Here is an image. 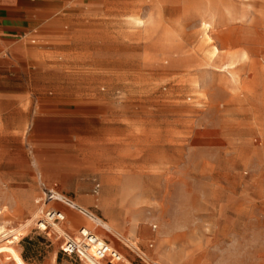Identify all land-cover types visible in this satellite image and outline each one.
Masks as SVG:
<instances>
[{
	"label": "rangeland",
	"instance_id": "374dc122",
	"mask_svg": "<svg viewBox=\"0 0 264 264\" xmlns=\"http://www.w3.org/2000/svg\"><path fill=\"white\" fill-rule=\"evenodd\" d=\"M59 1L0 50V264H85L62 225L137 264H264V0ZM42 182L87 214L54 199L44 233Z\"/></svg>",
	"mask_w": 264,
	"mask_h": 264
},
{
	"label": "built area",
	"instance_id": "2783aa9c",
	"mask_svg": "<svg viewBox=\"0 0 264 264\" xmlns=\"http://www.w3.org/2000/svg\"><path fill=\"white\" fill-rule=\"evenodd\" d=\"M41 186L43 194L38 198V202H41L42 205L56 199L87 214V211L81 205L73 203L72 200L59 193L55 188L46 186L44 182L41 183ZM98 186L99 183H96L95 189ZM43 214L44 216L38 220L37 226L49 235L51 231L46 230L47 227H41L39 225L41 221L48 226L49 224L55 223V220H64V213L56 208H48L45 209ZM60 229H54L58 237L62 236L59 245L60 251L66 255L76 257L85 264H137L133 260L124 261L123 253L116 246L84 226H79L75 234H64V231ZM148 245L152 246V243ZM131 251L137 257L143 259L138 251L135 249ZM153 264L160 263L154 261Z\"/></svg>",
	"mask_w": 264,
	"mask_h": 264
},
{
	"label": "crops",
	"instance_id": "0c3cea01",
	"mask_svg": "<svg viewBox=\"0 0 264 264\" xmlns=\"http://www.w3.org/2000/svg\"><path fill=\"white\" fill-rule=\"evenodd\" d=\"M61 4L59 0H0V50L8 49L5 51L8 59L13 57V53H23L26 50L22 47V44L25 45L22 43L23 39L41 28L49 17L54 16L53 14L59 10ZM39 197L40 195L34 199V202L38 203L43 210L48 208L59 209L64 213V220L66 215H69L59 207L42 205L38 202ZM78 227L79 225L74 227L76 231ZM60 228L64 231L66 227L62 225ZM8 244L14 255L9 254L5 256V259H11L14 263L17 260L23 262L22 256L12 245V242Z\"/></svg>",
	"mask_w": 264,
	"mask_h": 264
},
{
	"label": "bare ground",
	"instance_id": "6f19581e",
	"mask_svg": "<svg viewBox=\"0 0 264 264\" xmlns=\"http://www.w3.org/2000/svg\"><path fill=\"white\" fill-rule=\"evenodd\" d=\"M36 216V215H35ZM34 216V217H35ZM31 220H29V221H27V223L25 224V225H28V223L30 222ZM53 224H55V223H53ZM52 224V225H53ZM41 227H47V225L43 222V221H41V223L39 224ZM55 226H57L56 224H55ZM102 226H105L104 224H102ZM107 226V225H106ZM110 228V227H109ZM110 231V230H109ZM15 232V231H14ZM11 237H14L15 238V235H12ZM123 242L125 243V245H127L131 250L132 249H135L136 251H138L139 252V254L142 256V258L145 260V261H148V259H149V257L147 256V254L145 253V251H143L140 247H139V245L137 244V242L136 241H134V240H129V239H123ZM153 245V244H152ZM123 256H124V261H129V259L123 254Z\"/></svg>",
	"mask_w": 264,
	"mask_h": 264
}]
</instances>
